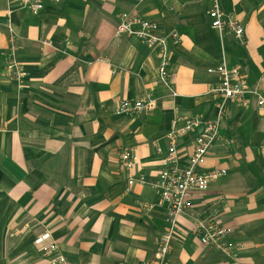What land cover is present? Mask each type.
I'll return each mask as SVG.
<instances>
[{"label": "crops", "instance_id": "crops-1", "mask_svg": "<svg viewBox=\"0 0 264 264\" xmlns=\"http://www.w3.org/2000/svg\"><path fill=\"white\" fill-rule=\"evenodd\" d=\"M42 2L32 14L19 0H0V264H48L55 254L34 243L43 230L65 264L151 263L167 208L150 184L127 185L118 151L133 147L132 174L153 180L174 116L211 120L220 106V133L232 143H214L199 169L220 166L226 174L191 193L167 264H264V114L252 94L241 106L211 93L218 76L206 71L224 59L264 95V0H220L243 25V43L211 27V0ZM123 12L155 22L159 35L178 32L180 42L170 44L171 88L160 80L157 49L115 35ZM8 13L24 71L20 87L4 76ZM148 95L153 110L115 112L121 99ZM198 129L180 136V164L194 151ZM141 201L152 210L145 213ZM198 219L231 226L233 257L199 242Z\"/></svg>", "mask_w": 264, "mask_h": 264}, {"label": "built area", "instance_id": "built-area-1", "mask_svg": "<svg viewBox=\"0 0 264 264\" xmlns=\"http://www.w3.org/2000/svg\"><path fill=\"white\" fill-rule=\"evenodd\" d=\"M58 2L59 0H53ZM22 8L32 14H38L43 10L42 0H19ZM208 18L212 28L220 35L229 32L241 43L245 40L243 25L231 13L226 12L220 0H211L208 10ZM4 26L8 32V45L4 55V76L9 82H14L17 87L22 84L24 71L17 57V35L14 31L9 13L6 16ZM156 23L144 19L136 13L123 12L120 14L116 24L115 35H129L141 39L149 48L157 49L159 53L158 73L161 82L167 87L170 85V44L180 42L177 31L172 30L165 35L155 32ZM48 44V41H43ZM210 74H217L218 83L210 88V92L221 94L224 99L234 100L238 105L247 104V94L255 97L257 107L264 114V95L257 88H249L244 74L239 66H227L224 59L214 66L206 68ZM172 91V90H171ZM175 95V92L172 91ZM155 101L149 95L142 100L121 99L115 108L117 114L126 113L134 116L153 110ZM182 120L183 124L178 126L177 122ZM222 121V106L215 119L201 120L198 116H177L171 121V129L168 133L167 154L162 162V168L157 177L147 180L144 176H134L138 156L133 147H123L118 151L121 167L129 174L127 185L150 184L158 193L161 203L166 205L167 211L164 217V228L158 238L157 249L151 263L144 264H167V255L175 237L178 218L191 206V193L195 190H204L210 182L226 174L223 167H213L200 170L206 161L210 148L214 143L227 146L232 143L220 133ZM198 129L195 137L194 151L188 156L186 163L180 164L178 159V141L180 136ZM141 209L148 213L153 208V203L141 201ZM232 228L227 224H219L216 221H205L198 219L194 233L198 236L202 245L211 246L228 257L235 255L238 243L231 239ZM34 243L41 247L44 254H55L50 258L48 264H65L66 259L58 252L57 242L53 239L49 230H43L34 238Z\"/></svg>", "mask_w": 264, "mask_h": 264}, {"label": "trees", "instance_id": "trees-1", "mask_svg": "<svg viewBox=\"0 0 264 264\" xmlns=\"http://www.w3.org/2000/svg\"><path fill=\"white\" fill-rule=\"evenodd\" d=\"M156 116H158V112H157L156 110H154V111H153V115H152V117H150V118H153V117L156 118ZM148 118H149V117H148ZM148 118H145L144 123H146V121L148 120ZM150 118H149V120H150ZM154 120H156V119H154ZM155 123H156V122L153 121L152 124H153V125H156Z\"/></svg>", "mask_w": 264, "mask_h": 264}]
</instances>
